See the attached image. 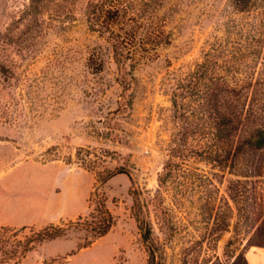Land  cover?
Here are the masks:
<instances>
[{"label": "rangeland", "instance_id": "obj_1", "mask_svg": "<svg viewBox=\"0 0 264 264\" xmlns=\"http://www.w3.org/2000/svg\"><path fill=\"white\" fill-rule=\"evenodd\" d=\"M88 2L0 0V227L16 229V240L28 234L23 226L65 229L17 264H264L256 245L264 173L241 176L248 161L220 167L190 157L158 182L178 127L172 89L240 15L229 0H119L133 19L112 27L136 32L126 45L135 77L127 102L112 43L87 21ZM118 170L142 192L148 239ZM98 199L114 218L101 237L82 226L95 220Z\"/></svg>", "mask_w": 264, "mask_h": 264}, {"label": "trees", "instance_id": "obj_2", "mask_svg": "<svg viewBox=\"0 0 264 264\" xmlns=\"http://www.w3.org/2000/svg\"><path fill=\"white\" fill-rule=\"evenodd\" d=\"M118 1L89 0L86 15L90 28L106 34L111 41L118 69L117 80L124 89L122 96L130 102L128 91L135 77L126 45L128 37L135 36L136 32L133 24L125 26L123 23L125 28L120 27V30L112 27L114 21L130 18L128 8ZM229 2L240 16L229 18L222 35H213L205 42L199 58L177 79L172 89L170 101L178 127L168 145L162 173L158 176L160 185L173 176L177 167L182 169L190 157L210 161L220 167L230 161L234 167L248 161L245 165L249 172L241 176L264 173V160H254L264 151V0ZM106 14L110 15L109 22H106ZM85 166L91 168L93 165ZM117 173H124L129 178L136 220L148 239V223L139 216L142 192L135 187L131 173L125 170L114 172ZM233 175L239 174L233 172ZM234 191L236 196H241L239 188ZM232 200L236 202L234 198ZM95 211V220L82 226L94 236L101 237L110 230L114 218L103 199L97 200ZM258 217H264V206ZM27 229L24 239L16 240V229L0 227V264H17L36 245L65 232L60 225L38 230L23 226L19 230L24 232ZM260 237L256 245L264 246V229ZM251 242L249 238L247 243Z\"/></svg>", "mask_w": 264, "mask_h": 264}, {"label": "bare ground", "instance_id": "obj_3", "mask_svg": "<svg viewBox=\"0 0 264 264\" xmlns=\"http://www.w3.org/2000/svg\"><path fill=\"white\" fill-rule=\"evenodd\" d=\"M264 252V251H261V253ZM262 256V255H261ZM264 257V256H263ZM253 262V261H252Z\"/></svg>", "mask_w": 264, "mask_h": 264}]
</instances>
